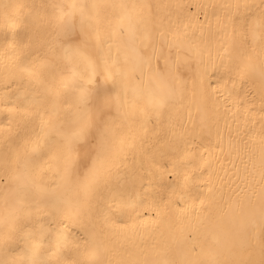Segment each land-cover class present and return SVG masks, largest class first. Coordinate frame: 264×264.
Segmentation results:
<instances>
[{
    "label": "bare ground",
    "instance_id": "obj_1",
    "mask_svg": "<svg viewBox=\"0 0 264 264\" xmlns=\"http://www.w3.org/2000/svg\"><path fill=\"white\" fill-rule=\"evenodd\" d=\"M0 264H264V0H0Z\"/></svg>",
    "mask_w": 264,
    "mask_h": 264
},
{
    "label": "snow or ice",
    "instance_id": "obj_2",
    "mask_svg": "<svg viewBox=\"0 0 264 264\" xmlns=\"http://www.w3.org/2000/svg\"><path fill=\"white\" fill-rule=\"evenodd\" d=\"M75 7V6H74ZM81 7V14L83 15V6H80ZM93 7H95V6H93ZM81 34H84V30H83V21L81 22ZM73 31H74V26H73ZM24 230V226L23 225H21V227H20V231H23Z\"/></svg>",
    "mask_w": 264,
    "mask_h": 264
}]
</instances>
